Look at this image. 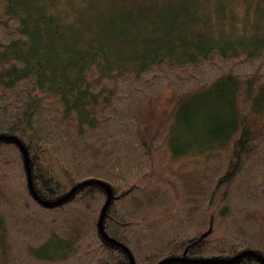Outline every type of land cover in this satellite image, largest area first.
I'll use <instances>...</instances> for the list:
<instances>
[{
	"label": "trees",
	"instance_id": "obj_1",
	"mask_svg": "<svg viewBox=\"0 0 264 264\" xmlns=\"http://www.w3.org/2000/svg\"><path fill=\"white\" fill-rule=\"evenodd\" d=\"M182 1L178 24L131 17L141 51L121 61L81 40L55 49L52 17L0 0V135L25 148L42 200L106 184L102 228L134 264H262L220 260L264 259V31L218 40L197 28L210 12ZM106 197L90 182L40 204L0 138V264H130L99 232Z\"/></svg>",
	"mask_w": 264,
	"mask_h": 264
},
{
	"label": "rangeland",
	"instance_id": "obj_2",
	"mask_svg": "<svg viewBox=\"0 0 264 264\" xmlns=\"http://www.w3.org/2000/svg\"><path fill=\"white\" fill-rule=\"evenodd\" d=\"M22 1L35 11L38 9L36 11L38 17H44L43 20L47 24L50 21L49 17H52L53 22L50 27L56 26L59 33L51 43L55 49L59 50L65 41L67 43L72 39L81 40L87 46L98 49L108 56H114L121 61L127 55L141 51L133 25H131L133 20L126 23L131 17L137 13H143L136 20L146 19L152 22L158 20V24L165 27L170 24H178L185 16H191L193 13L190 9L186 14L182 13L180 9L178 10L181 0H150L151 7L146 10L135 6L132 3L133 0H32L29 3L27 0ZM182 2L190 3L189 0ZM195 4L193 7L197 10L210 12L197 28L200 31L213 32L214 37L218 40L223 37H239L240 33L244 34L247 30L254 32V28L258 26L260 27L258 34L264 31V27H262L264 24V0H195ZM175 10L179 14L173 18L172 13ZM160 29L165 30L163 27ZM254 35L256 34L252 33L249 36ZM164 38L167 39V35L162 39ZM190 39L196 44V38L191 37ZM41 41L43 40L41 39ZM76 45L75 50L85 46ZM41 52L43 51L41 50ZM44 54L46 55V52ZM41 56L39 53L36 59L39 61L42 58L49 59L46 65H53L51 58L44 56L41 58ZM208 108L216 111L212 107ZM200 115L202 117L199 118V121L202 123L203 117L209 116L207 109L202 108ZM198 125L197 122L193 128L196 129ZM49 246L51 245L49 244Z\"/></svg>",
	"mask_w": 264,
	"mask_h": 264
},
{
	"label": "water",
	"instance_id": "obj_3",
	"mask_svg": "<svg viewBox=\"0 0 264 264\" xmlns=\"http://www.w3.org/2000/svg\"><path fill=\"white\" fill-rule=\"evenodd\" d=\"M0 138H6V139H10L12 140L13 142L17 143L22 152H23V155H24V158H25V163H26V166H27V180H28V185H29V189L30 191L32 192L33 196L35 197V199L42 205H46V206H54V205H57L59 203H61L62 201H64L67 197H69L79 186L81 185H84V184H87V183H90V182H97L99 184H101L105 189H106V193H107V197H106V200L102 206V209H101V212H100V215H99V218H98V229H99V232L100 234L102 235V237L113 243V244H116L120 247H122L128 254L129 256V259H130V264H134V259L130 253V251L120 242H117L115 240H113L112 238H110L103 230L102 228V221H103V217H104V214H105V210L110 202V199H111V190L109 189V187L104 184L103 182L101 181H97V180H88V181H82L78 184H76L74 187H72V189L70 191H68L64 196L54 200V201H45V200H42L40 199L37 194L35 193V191L33 190V187H32V183H31V177H30V168H29V159H28V156L26 154V150L25 148L23 147V145L21 144V142L14 138V137H11V136H4V135H0ZM253 255L254 257H256L262 264H264V259L257 255V254H254L250 251H245V252H242L241 254H239L238 256H235V257H231V258H228V259H223V260H220L221 262H225V263H232L233 261L237 260L238 258L244 256V255ZM170 261H188L187 259H184V258H178V257H172V258H165L163 260H161L160 262H158L157 264H164V263H168ZM202 262V261H201Z\"/></svg>",
	"mask_w": 264,
	"mask_h": 264
}]
</instances>
